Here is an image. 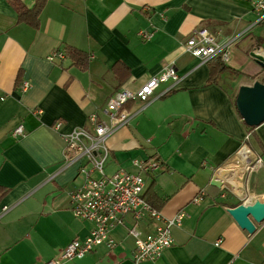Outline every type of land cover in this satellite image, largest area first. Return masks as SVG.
Here are the masks:
<instances>
[{
  "label": "crops",
  "instance_id": "obj_1",
  "mask_svg": "<svg viewBox=\"0 0 264 264\" xmlns=\"http://www.w3.org/2000/svg\"><path fill=\"white\" fill-rule=\"evenodd\" d=\"M19 1L32 8L37 0ZM255 19L243 0H45L32 28L0 0V186L8 189L0 199V264H47L89 234L93 224L71 211L70 194L86 175L81 161L64 160V136L92 130V115L108 122L104 108L115 91L137 92L168 66L179 82L127 103L130 120L105 139L106 175L140 173L133 161H155L159 168L142 174L143 197L165 219L184 214L171 228V247L139 264H264V220L249 235L227 212L244 202L264 206V122L248 130L235 104L240 87L264 82L250 56L264 58V24L250 27ZM200 29L219 44L233 40L211 82L209 63L185 51ZM66 48L84 52L87 66L72 65ZM58 50L66 58L49 61ZM116 63L128 69L123 83ZM18 126L23 135L14 138ZM216 170L221 189L210 186ZM134 225L152 231L148 219L125 216L111 232L112 250L99 246L61 264H135Z\"/></svg>",
  "mask_w": 264,
  "mask_h": 264
},
{
  "label": "built area",
  "instance_id": "obj_2",
  "mask_svg": "<svg viewBox=\"0 0 264 264\" xmlns=\"http://www.w3.org/2000/svg\"><path fill=\"white\" fill-rule=\"evenodd\" d=\"M250 10L256 15V19L250 27L264 24V0H243ZM143 40H148L150 35L139 32ZM226 44H219L205 29L195 30L185 43V51L201 64H208L219 60L226 64L229 60ZM66 58L64 50H58L47 59L51 62L62 61ZM180 77L172 66L163 69L159 76L150 79L137 92L127 90L115 91L106 101L104 113L108 116V122H97V117L88 118L92 130L85 128L75 129L64 136V160L81 161V173L86 175L84 184L70 194V205L73 216L82 221L93 224L89 234L81 239H74L63 248L55 258L47 264H61L65 261L80 259L99 246H105L112 250L116 242L111 237L114 228L122 223L125 216H131L137 224L148 219L151 222L152 231L143 235L136 225L130 228L129 235L133 239V251L131 260L135 264L157 260L164 250L171 247L173 241L171 228L179 226L184 214L178 213L172 219H165L161 213L152 207L143 197L145 180L142 174H150L159 166L157 162L133 161L140 173H129L118 170L106 175L104 164L109 156L105 146V139L119 128L125 126L131 116L125 109V105L135 100H147L159 84L171 81L177 84ZM22 91L28 88L24 82L20 86ZM172 88V87H171ZM60 123L55 125L58 129ZM23 135L22 126H18L12 132L14 138ZM244 155V154H243ZM96 174L97 177H93ZM202 196L194 200L198 203Z\"/></svg>",
  "mask_w": 264,
  "mask_h": 264
},
{
  "label": "water",
  "instance_id": "obj_3",
  "mask_svg": "<svg viewBox=\"0 0 264 264\" xmlns=\"http://www.w3.org/2000/svg\"><path fill=\"white\" fill-rule=\"evenodd\" d=\"M250 56L256 63L264 68V58L258 54L251 53ZM236 108L248 127H257L264 122V82H254L250 87H240ZM221 171L216 170L210 180V186L221 189L223 182L218 179ZM228 214L232 217L237 226L249 235L255 231V224H260L264 220V206L257 202L242 203L235 208L228 209Z\"/></svg>",
  "mask_w": 264,
  "mask_h": 264
},
{
  "label": "trees",
  "instance_id": "obj_4",
  "mask_svg": "<svg viewBox=\"0 0 264 264\" xmlns=\"http://www.w3.org/2000/svg\"><path fill=\"white\" fill-rule=\"evenodd\" d=\"M10 4L17 14L18 23H24L32 28H38L39 15L45 5V0H37L32 8H26L19 0H10ZM65 51L69 59H71L72 65H76L80 69H84L87 66L88 56L84 52L76 48H66ZM208 66L210 68L208 82H211L216 74H219L225 69L224 64H222L219 60L210 62ZM112 69L119 83H123L129 75L128 69L121 63H116ZM247 129L253 130L254 127H247ZM7 193L8 189L0 186V199Z\"/></svg>",
  "mask_w": 264,
  "mask_h": 264
}]
</instances>
